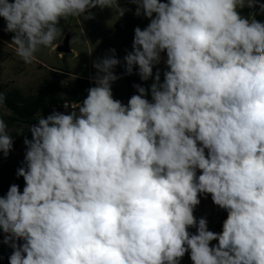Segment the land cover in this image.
<instances>
[{
    "label": "clouds",
    "instance_id": "obj_1",
    "mask_svg": "<svg viewBox=\"0 0 264 264\" xmlns=\"http://www.w3.org/2000/svg\"><path fill=\"white\" fill-rule=\"evenodd\" d=\"M127 3L149 23L134 28L124 74L152 83L134 84L127 103L114 98L122 62L109 49L78 110L29 126L15 173L23 189L0 195L9 264H181L186 254L192 264H264V3ZM96 8L131 10L120 0H0V30L31 64L42 47L55 50L61 21L82 26ZM14 140L0 118V157ZM209 195L227 212L220 232L194 215Z\"/></svg>",
    "mask_w": 264,
    "mask_h": 264
},
{
    "label": "rangeland",
    "instance_id": "obj_2",
    "mask_svg": "<svg viewBox=\"0 0 264 264\" xmlns=\"http://www.w3.org/2000/svg\"><path fill=\"white\" fill-rule=\"evenodd\" d=\"M260 2L264 3V0H260ZM120 3L122 7L131 9L123 17H119L111 9L101 10L96 8L92 10L95 13V18L84 21L82 26L75 18L61 21L63 32L54 42L55 48L59 46L56 44L61 45L67 39L70 52L59 55L55 50L42 47L35 53L36 60L31 64H25L16 55L14 46L9 44L13 34L0 30V87L17 89L24 95H32L41 86L48 71L69 72L65 85H71L75 80H71L73 74L82 79L94 75L96 70L92 66L93 61L108 54L109 49L112 48L116 50V56L123 64L124 55L132 50L134 28L139 26L143 29L147 26L149 20L142 16L136 17L134 15V4L127 3V0H120ZM248 10L245 8L242 14L246 15ZM256 19L264 22V14L257 15ZM3 26V18H0V29ZM90 52L91 55H89ZM158 67L163 73L165 65L160 64ZM134 70L138 71V69ZM134 75L137 78H134L135 76L133 75H128L127 80H122V82L127 83L128 92L125 91L124 87L119 86L118 83L112 85L114 98L127 103L128 99L133 94H136V89L133 87L134 84L148 87L152 83L151 80L147 82L141 81L138 74ZM92 86L94 85L92 84ZM61 99H63L62 95L55 96L53 106ZM52 107L47 115L50 114ZM9 117L10 113L4 108H0V118L5 121L9 134L15 139L14 150L7 158L0 157V179L8 180L11 184L16 183L20 185V188H23V178L18 179L15 173L24 158L25 145L23 144V139L25 136L30 139L31 134L28 132L29 126L11 122L8 119ZM218 209L217 219L208 221V227L214 232H219V229H222V223L227 217L226 211L219 207ZM190 231L194 233L195 229H190ZM215 243L217 242H212V244ZM181 264H192L188 254L184 256Z\"/></svg>",
    "mask_w": 264,
    "mask_h": 264
},
{
    "label": "trees",
    "instance_id": "obj_3",
    "mask_svg": "<svg viewBox=\"0 0 264 264\" xmlns=\"http://www.w3.org/2000/svg\"><path fill=\"white\" fill-rule=\"evenodd\" d=\"M69 72L48 71L41 86L32 95H24L17 89H0L4 94V108L10 113L11 122L30 126L36 123L41 115L46 117L53 106L54 97L62 95L63 98L81 99L87 96V89L92 83L87 79L76 78L71 85H65ZM11 182L0 179V195L6 194ZM23 188H21L22 191ZM8 251L0 255V264H9Z\"/></svg>",
    "mask_w": 264,
    "mask_h": 264
},
{
    "label": "crops",
    "instance_id": "obj_4",
    "mask_svg": "<svg viewBox=\"0 0 264 264\" xmlns=\"http://www.w3.org/2000/svg\"><path fill=\"white\" fill-rule=\"evenodd\" d=\"M250 11H252V10L249 9L245 16H247ZM257 11H258V9H257ZM56 45H59L60 46V44H56ZM161 56L163 58L164 57V54L162 53ZM161 64H163V62ZM123 71H124V66H123ZM136 72H137V70H134V72L132 74L133 76H135L134 78H137V76L134 75V74H136ZM127 77H128V75H126V74L123 73L121 75V78L118 81L115 82V83H118L119 86L124 87V89H125L126 92H128V89H127V86L128 85H127V83L122 82V80H125V79L127 80L128 79ZM86 79L88 81H90V76L86 77ZM218 210H219L218 207L213 204V202L211 200V196L209 195L206 199L203 198V197H201V203L196 208L194 215L197 218L202 217V216H206L207 219H208V221H214L218 217ZM209 229H211V228H209ZM220 231H222V229H219V232ZM0 240H2V235H0ZM10 250H11L10 247H8L7 245H3L2 243H0V255L4 254V253H6V252H8Z\"/></svg>",
    "mask_w": 264,
    "mask_h": 264
},
{
    "label": "built area",
    "instance_id": "obj_5",
    "mask_svg": "<svg viewBox=\"0 0 264 264\" xmlns=\"http://www.w3.org/2000/svg\"><path fill=\"white\" fill-rule=\"evenodd\" d=\"M90 82V81H89ZM85 98V97H84ZM84 98H81V99H69V98H63L61 99L58 103H56L52 109H51V112L50 114L53 112V110H56V111H60V112H65V113H69L72 111V108L74 109H77L79 108L80 104L82 103V100ZM64 104L68 105L69 107L66 109L64 107Z\"/></svg>",
    "mask_w": 264,
    "mask_h": 264
},
{
    "label": "water",
    "instance_id": "obj_6",
    "mask_svg": "<svg viewBox=\"0 0 264 264\" xmlns=\"http://www.w3.org/2000/svg\"><path fill=\"white\" fill-rule=\"evenodd\" d=\"M55 52L59 55L61 54H68L70 52V50L68 49V42H67V39H65L63 41V43L56 47L55 48ZM123 64L121 63L120 65H118L116 68H115V73L118 75V76H121L123 74Z\"/></svg>",
    "mask_w": 264,
    "mask_h": 264
}]
</instances>
